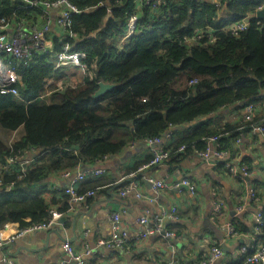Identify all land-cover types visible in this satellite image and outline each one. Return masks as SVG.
Returning a JSON list of instances; mask_svg holds the SVG:
<instances>
[{
	"label": "trees",
	"instance_id": "16d2710c",
	"mask_svg": "<svg viewBox=\"0 0 264 264\" xmlns=\"http://www.w3.org/2000/svg\"><path fill=\"white\" fill-rule=\"evenodd\" d=\"M56 1L0 0V33L19 24L39 30L51 19L45 3ZM139 1L146 4L140 12L134 0H68L77 9L71 25L62 36L54 35L48 52L35 51L26 67H18L19 96L0 94V128L22 130L13 141L0 135V228L50 219L55 199H47L39 188L50 175L90 166L131 144L162 137L173 126L201 121L167 148L169 158L201 152L217 135L231 160L240 133L264 124L261 113L220 129L213 128L210 118L236 103L264 107V21L253 15L238 33L226 27L264 7V0H222L220 6L210 0H161L157 13L148 6L153 0ZM219 8L227 11L229 23L218 19ZM109 9L112 17L106 21ZM134 16L137 23L130 34ZM51 33L46 32L45 43ZM66 45L86 54L78 81L64 73L69 66L56 65ZM100 81L115 86L95 97ZM27 150L34 152L32 164L8 163L9 157ZM151 159L137 164L135 171ZM217 166L231 173L223 161ZM250 184L260 199V190ZM102 186L88 181L77 190ZM60 195L67 200L60 210L64 214L72 201L68 194ZM233 224L238 231L234 219ZM245 255L238 254L230 264H243Z\"/></svg>",
	"mask_w": 264,
	"mask_h": 264
},
{
	"label": "crops",
	"instance_id": "0c3cea01",
	"mask_svg": "<svg viewBox=\"0 0 264 264\" xmlns=\"http://www.w3.org/2000/svg\"><path fill=\"white\" fill-rule=\"evenodd\" d=\"M160 1L153 0V3L148 5L150 11L157 13ZM210 1L217 6L222 2ZM135 2L137 6L135 10L138 12L146 6L141 1L134 0ZM263 8H258L255 13L246 14L239 21L249 20L253 15L259 19L257 12ZM60 11L61 7L48 8V13L52 16L49 30L52 33L45 43L46 46L50 42L52 47L54 35L64 34L56 24ZM108 15L106 21L112 17L110 9ZM218 19L225 20L224 24L229 23L230 18L225 9L218 11ZM237 22H232L226 27L233 28ZM64 73L81 75L75 66H69V69L65 67ZM54 82L55 79L49 80L48 84ZM245 106L246 103H236L212 114L210 118H213V128L220 129L227 123L242 122L246 112ZM256 113H261L260 117L264 118V107L258 106ZM200 122L191 121L185 125L171 127L163 134L162 145L169 148L189 127L199 125ZM239 136L236 141L240 143L236 144L234 141L236 146L232 159L237 163L250 164V182L262 194L255 204L248 201L250 182L234 177L217 165L208 164L198 153L183 155L178 159L170 157L141 172L140 168L135 171L137 164L145 162L152 156L151 148L157 147L140 141L90 166L78 167L74 174H88L96 169L105 170L98 177L87 175L78 185L80 189L88 181H98L103 185L100 192L96 196L72 203L71 208L49 228L28 233L9 242V246L0 249V263L11 264L9 260H12V264H59L69 260L63 245L70 242L78 253L84 252L86 246L93 250V254L87 258L90 264H202L211 256L212 248L218 244L223 251V260L218 259L213 264H230L240 253L241 245H254L256 239L257 242L264 241V236H255L253 233L255 213L264 207V135L252 136L249 131H242ZM137 173V176L133 175ZM184 177H189L196 183V193H190L185 187H173L174 183ZM154 181H163L167 187L162 188L156 199L151 201L149 197L155 195ZM69 183V178L57 172L39 186L47 199H55V202L51 203L52 209L60 211L67 202L60 194L53 192V187L64 188ZM133 184L134 189L125 195L121 194V190ZM137 192H141L143 197H138ZM246 196L247 202L240 211L239 208ZM218 201L224 202V213L219 220L213 221L211 214L214 204ZM172 208L177 209L180 218L176 221L166 220L164 228L176 232L177 239L152 234L132 241L123 250L98 246L100 239L108 238L111 234L113 213L119 214L122 230L129 237L135 238L144 231V226L139 221L141 216L153 219ZM232 219L239 229L236 235H228L224 225ZM19 227V223H13L3 231V235L9 238ZM68 264L74 263L69 261Z\"/></svg>",
	"mask_w": 264,
	"mask_h": 264
},
{
	"label": "built area",
	"instance_id": "2783aa9c",
	"mask_svg": "<svg viewBox=\"0 0 264 264\" xmlns=\"http://www.w3.org/2000/svg\"><path fill=\"white\" fill-rule=\"evenodd\" d=\"M29 1V0H25ZM67 3L68 0H67ZM47 8L52 7H61V11L59 16L56 19V24L60 26L62 30H67L71 25V13L77 11L76 7L72 5L71 9L66 8L64 0H57L54 3H45ZM52 19V16H51ZM50 19V20H51ZM50 20L49 22L44 24L42 28L28 30L23 27V24H19L17 26H13L14 28L10 31V33H0V94H11L14 96H19L20 91L18 89L17 84L21 80V75L18 72L19 66L26 67L30 61L34 58L33 53L35 51H46L45 44V34L50 30ZM137 17H132L129 20V33H133L136 27ZM259 23V22H258ZM248 20L238 21L237 24L233 27L234 33H238L240 30H244L247 28ZM8 24L4 23L2 28H7ZM72 33L70 32V35ZM86 56L83 51H72L69 45L64 46L63 51L57 54V67L61 66H75L78 71L81 73L85 72L84 65L82 63V59ZM78 73H71V78L73 81H78L79 78ZM191 83V82H190ZM195 83V80L192 81ZM261 103L257 102H249L245 106V119L253 120L256 109ZM252 136H257V134L264 135V124L255 125L252 129ZM221 136H212L207 140V147L198 152L200 156H202L208 164L218 165L219 162L223 161L227 168L231 171V174L239 179L246 180L248 182V178L251 176L250 167L245 163H237L234 162L233 159L228 160L230 157V153L222 147V142L220 139ZM163 138L162 137H153L146 138L143 142H146L150 145H156L157 147L151 148L152 159L145 165L141 166L139 171L146 169L147 167L159 164L161 161L169 158L170 151L162 145ZM235 143H240L235 141ZM159 145V146H158ZM185 146H181L180 150H183ZM30 154H34L33 150H27L26 154L21 156H11L8 158V163L13 164L17 162H21L22 167L27 164H32L34 162V158L30 157ZM7 168V166H6ZM25 168H23L24 170ZM105 172L104 169H96L91 170L87 173L74 174L75 170H70L62 173L65 178L70 179V183L67 187H53V192L57 194H68L71 197L72 203L83 201L88 197L96 196L101 188L98 187L93 190H88L84 193H78V185L82 181H84L87 175L91 177H98ZM139 173V172H138ZM133 174L135 176L138 175ZM1 174V167H0ZM249 183V182H248ZM1 185V180H0ZM167 187L163 181H154L153 182V191L154 196L149 197V200L153 201L156 199V196L159 194L162 188ZM174 188L185 187L188 189L190 193H196V183L189 177H184L181 180L177 181L173 184ZM135 188V184L133 186L121 190V194L125 195ZM248 201L258 200L259 197H256L253 187L250 184L248 189ZM138 197H143L141 192H137ZM247 200V196L245 202ZM245 202L242 206H240L239 210L242 211L245 207ZM225 204L223 201H218L214 204L213 212L211 214V218L213 221H217L221 218L224 213ZM262 208L255 213L254 216V224H253V233L255 236L263 235V227H264V214L261 212ZM51 217L49 220L33 223L24 228H18L9 238H6L3 235V231L6 228H9L13 225V222L7 223L4 227L0 228V249L6 244L14 239L26 235L28 233H32L35 231H41L49 228L58 218H61L63 215L62 212L51 209L50 211ZM179 219V212L176 208H172L171 210H165L162 212L160 216H157L153 219H150L148 216H141L139 218L140 223L144 226V231L138 234L135 238H131L128 234L122 230L120 226V216L118 213H113L111 215V234L108 238H103L98 241V246L107 248V249H125L132 241L138 240L141 238H145L152 234H162L166 237L176 238L177 235L174 231H168L164 228V224L166 220L176 221ZM225 227L228 230V235H236L237 231L233 224V219L227 221ZM256 239V243L254 245H241L239 248V254H246L243 256V264H264V241H259ZM64 249L68 253L69 260L62 261L59 264H68L69 261H72L74 264H90V261L87 259L90 255L93 254V250L88 246L85 247L84 252L78 253L75 251L70 242L64 243ZM223 251L220 245H216L212 248L211 256L202 262V264H213L216 260H223ZM12 264L13 261L9 260ZM1 264V263H0ZM225 264V263H223Z\"/></svg>",
	"mask_w": 264,
	"mask_h": 264
},
{
	"label": "water",
	"instance_id": "95a60500",
	"mask_svg": "<svg viewBox=\"0 0 264 264\" xmlns=\"http://www.w3.org/2000/svg\"><path fill=\"white\" fill-rule=\"evenodd\" d=\"M109 16V15H108ZM257 17L259 19H262L264 20V8L259 10L257 12ZM108 17H106L105 20H107ZM115 85L114 84H111V83H106V82H103V81H100L99 82V89L95 92L94 96L95 97H99L103 94H105L106 92H108L109 90H111ZM78 147V146H77ZM248 181H250V178H248ZM1 239V237H0ZM10 244L6 243V245H4L2 248L4 249L6 246H9ZM222 247L224 248V244H222ZM1 248V249H2Z\"/></svg>",
	"mask_w": 264,
	"mask_h": 264
},
{
	"label": "rangeland",
	"instance_id": "374dc122",
	"mask_svg": "<svg viewBox=\"0 0 264 264\" xmlns=\"http://www.w3.org/2000/svg\"><path fill=\"white\" fill-rule=\"evenodd\" d=\"M22 130L19 131H11L5 132L3 129L0 128V135L4 137L7 141H13L20 137Z\"/></svg>",
	"mask_w": 264,
	"mask_h": 264
},
{
	"label": "clouds",
	"instance_id": "9594fccd",
	"mask_svg": "<svg viewBox=\"0 0 264 264\" xmlns=\"http://www.w3.org/2000/svg\"><path fill=\"white\" fill-rule=\"evenodd\" d=\"M64 3H65L66 8H68V9H71L72 8V4L67 3V0H64ZM92 35H95V31H93ZM47 47H51V43L50 42L47 45Z\"/></svg>",
	"mask_w": 264,
	"mask_h": 264
}]
</instances>
